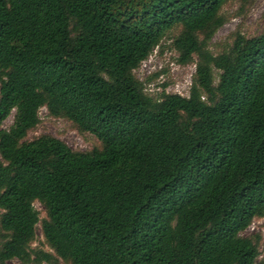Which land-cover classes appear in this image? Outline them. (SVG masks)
Listing matches in <instances>:
<instances>
[{
  "label": "trees",
  "instance_id": "trees-1",
  "mask_svg": "<svg viewBox=\"0 0 264 264\" xmlns=\"http://www.w3.org/2000/svg\"><path fill=\"white\" fill-rule=\"evenodd\" d=\"M229 1L0 0V264H264V31L215 53ZM167 37L188 96L134 73ZM43 107L101 147L27 139Z\"/></svg>",
  "mask_w": 264,
  "mask_h": 264
},
{
  "label": "rangeland",
  "instance_id": "rangeland-1",
  "mask_svg": "<svg viewBox=\"0 0 264 264\" xmlns=\"http://www.w3.org/2000/svg\"><path fill=\"white\" fill-rule=\"evenodd\" d=\"M227 17L223 25L214 35L210 48L217 53L225 47L230 34L237 29L248 36H254L264 31V0H254L250 5H243L240 0H230L223 9ZM178 53L172 46V39L167 37L162 45L157 47L153 53L134 70L136 76L144 82L145 92L150 96L157 97L163 91V84H167L166 91L188 96L192 79L196 71L195 63L181 65L177 61ZM197 61V57H195ZM13 114L4 122L3 128L9 129L14 122ZM41 122L36 128L30 130L27 139H33L42 134H52L75 150L90 151L100 148V140L90 132L80 133L73 122L64 117H53L43 107L40 110ZM1 158V157H0ZM34 206L40 211V216L45 217L46 212L43 205L36 201ZM244 235H259L261 237V256L264 257V217L255 218ZM32 248H41L52 252L45 243L41 225H37L36 239ZM19 264L20 260H13ZM35 264V263H34ZM41 264H51L46 261ZM58 264H67L60 260Z\"/></svg>",
  "mask_w": 264,
  "mask_h": 264
}]
</instances>
